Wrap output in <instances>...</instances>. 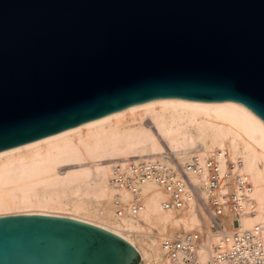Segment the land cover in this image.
I'll use <instances>...</instances> for the list:
<instances>
[{
    "label": "water",
    "instance_id": "obj_1",
    "mask_svg": "<svg viewBox=\"0 0 264 264\" xmlns=\"http://www.w3.org/2000/svg\"><path fill=\"white\" fill-rule=\"evenodd\" d=\"M264 124V0H0V151L155 100ZM0 264H144L117 235L0 217Z\"/></svg>",
    "mask_w": 264,
    "mask_h": 264
},
{
    "label": "bare ground",
    "instance_id": "obj_2",
    "mask_svg": "<svg viewBox=\"0 0 264 264\" xmlns=\"http://www.w3.org/2000/svg\"><path fill=\"white\" fill-rule=\"evenodd\" d=\"M166 156L179 164L169 163ZM209 160L218 167L214 196H246L241 229L258 226L264 245V124L243 107L195 100L146 102L0 151V217L45 215L81 221L128 242L144 264H165V237L200 228L208 232L204 209L194 200L179 210H164L161 204L169 195L145 182L139 185L140 211L126 210L119 217L113 199L118 195L128 204L131 194L110 186L112 167L145 162L178 172L190 164L199 174L187 172V181L201 188L207 183ZM197 197L207 200L203 189ZM232 218L223 209L226 232L234 230ZM214 242V237L204 241L199 251L203 264L210 257L206 246Z\"/></svg>",
    "mask_w": 264,
    "mask_h": 264
},
{
    "label": "built area",
    "instance_id": "obj_3",
    "mask_svg": "<svg viewBox=\"0 0 264 264\" xmlns=\"http://www.w3.org/2000/svg\"><path fill=\"white\" fill-rule=\"evenodd\" d=\"M140 166H113L110 186L115 190H125L131 194L129 203L122 202L118 195L113 199V207L117 216H122L125 211L132 213L141 209L139 185L152 182L162 188L169 198L162 202L164 210H179L184 205L197 201L204 209L209 221L208 232L195 229L181 232L174 236H167L161 243L165 264H203L199 260V251L204 241L214 237L215 242L211 248L207 247L210 257L206 264H264V245L260 239V228L254 226L251 230L241 229L240 212L242 203L247 202V197H238L235 193L215 197L218 189V167L209 160L207 183L203 187H193L186 174H199L197 166L186 165L183 170L176 172L170 166H157L155 164L140 162ZM240 183L239 179H236ZM200 189L206 192L207 200L198 198ZM223 209L233 214L232 223L234 230L226 232L221 222Z\"/></svg>",
    "mask_w": 264,
    "mask_h": 264
},
{
    "label": "rangeland",
    "instance_id": "obj_4",
    "mask_svg": "<svg viewBox=\"0 0 264 264\" xmlns=\"http://www.w3.org/2000/svg\"><path fill=\"white\" fill-rule=\"evenodd\" d=\"M166 158L169 160V163H171V161H175L177 162V160H175L174 158H171L169 156H166ZM178 163V162H177ZM179 164V163H178ZM110 208H112V206L110 205ZM112 210V209H111ZM181 233V232H180ZM139 259L141 260V257H139ZM144 263V262H143Z\"/></svg>",
    "mask_w": 264,
    "mask_h": 264
}]
</instances>
